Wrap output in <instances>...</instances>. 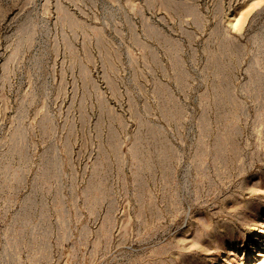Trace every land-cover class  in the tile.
<instances>
[{
    "label": "rangeland",
    "instance_id": "374dc122",
    "mask_svg": "<svg viewBox=\"0 0 264 264\" xmlns=\"http://www.w3.org/2000/svg\"><path fill=\"white\" fill-rule=\"evenodd\" d=\"M0 264H264V0H0Z\"/></svg>",
    "mask_w": 264,
    "mask_h": 264
}]
</instances>
